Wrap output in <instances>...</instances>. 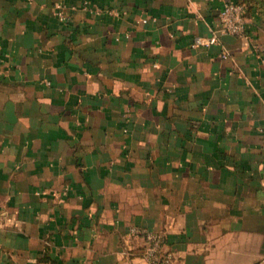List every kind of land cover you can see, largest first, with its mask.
Returning <instances> with one entry per match:
<instances>
[{
	"label": "crops",
	"instance_id": "crops-1",
	"mask_svg": "<svg viewBox=\"0 0 264 264\" xmlns=\"http://www.w3.org/2000/svg\"><path fill=\"white\" fill-rule=\"evenodd\" d=\"M225 1L0 0V264L264 259V0Z\"/></svg>",
	"mask_w": 264,
	"mask_h": 264
},
{
	"label": "built area",
	"instance_id": "built-area-1",
	"mask_svg": "<svg viewBox=\"0 0 264 264\" xmlns=\"http://www.w3.org/2000/svg\"><path fill=\"white\" fill-rule=\"evenodd\" d=\"M83 8L92 9L99 13L98 8L91 7L87 2L83 3ZM54 14L60 21L67 20V16L64 13L63 6L60 2L55 5ZM219 18L221 21V27L219 29L220 33H230L234 35L244 34L246 29V19L243 3L233 0L225 1L219 12ZM143 20H145V18H143ZM213 44H220L222 46L220 37L215 32L208 37L197 35L191 41L192 46L208 47ZM220 56L222 58L228 57L229 51L223 47ZM47 83H49V81H47ZM131 232L133 234H139L145 238V264H170V255L164 253L162 249L164 243L163 234L142 227H132ZM258 263L264 264V259L258 261Z\"/></svg>",
	"mask_w": 264,
	"mask_h": 264
},
{
	"label": "trees",
	"instance_id": "trees-1",
	"mask_svg": "<svg viewBox=\"0 0 264 264\" xmlns=\"http://www.w3.org/2000/svg\"><path fill=\"white\" fill-rule=\"evenodd\" d=\"M255 264H259V263L257 262V263H255Z\"/></svg>",
	"mask_w": 264,
	"mask_h": 264
}]
</instances>
